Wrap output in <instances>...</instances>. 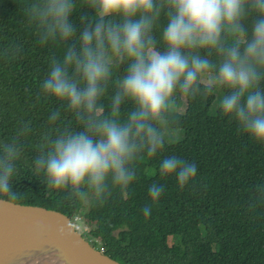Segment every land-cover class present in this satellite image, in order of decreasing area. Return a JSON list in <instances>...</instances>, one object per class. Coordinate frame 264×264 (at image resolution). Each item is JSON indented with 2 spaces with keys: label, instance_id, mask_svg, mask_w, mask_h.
Listing matches in <instances>:
<instances>
[{
  "label": "clouds",
  "instance_id": "clouds-1",
  "mask_svg": "<svg viewBox=\"0 0 264 264\" xmlns=\"http://www.w3.org/2000/svg\"><path fill=\"white\" fill-rule=\"evenodd\" d=\"M80 7L91 11L80 16V26L71 19L76 0H31L25 7L41 45H67L62 58L50 57L40 95L54 98L80 125L41 138L32 167L49 195L102 201L111 189L126 191L136 178L134 161L164 148L161 126L174 96L195 97L205 73L214 74L223 93L221 118L264 146V0H80ZM161 16L167 23L157 40ZM213 53L218 60L210 58ZM114 62L125 72L105 113L100 101ZM123 105H130L124 120ZM60 115L57 109L49 119ZM28 132L25 124L11 140L0 141V198H17L13 177L23 152L20 137ZM197 173L194 162L176 155L159 164L160 178L174 176L181 190ZM164 190V184L150 185L151 203L141 209L145 218Z\"/></svg>",
  "mask_w": 264,
  "mask_h": 264
},
{
  "label": "trees",
  "instance_id": "trees-1",
  "mask_svg": "<svg viewBox=\"0 0 264 264\" xmlns=\"http://www.w3.org/2000/svg\"><path fill=\"white\" fill-rule=\"evenodd\" d=\"M30 2L0 0V141L11 140L25 124L29 127L20 137L23 152L13 177L17 198L0 199L54 210L71 219L78 216L89 240L120 264H264V146L254 145L237 132L235 123L221 118L223 93L212 73L202 76L195 97L174 96L161 126L164 148L154 157L141 154L134 161L136 178L126 191L111 189L102 201L48 194L42 176L37 178L32 167L41 138L66 127L80 130V125L58 101L40 95L50 57L62 58L67 45L39 43L25 13ZM76 3L71 19L80 26V16L91 11L82 9L80 0ZM166 23L161 16L157 40ZM210 58L219 59L215 53ZM124 72L125 67L114 62L112 81L100 101L105 113ZM209 87L213 91L205 92ZM57 109L60 118L52 122L49 117ZM129 110L130 105L122 106V120ZM170 155L197 165V177L183 190L174 176L166 180L159 176L160 161ZM157 182L165 190L145 218L141 209L151 203L148 189Z\"/></svg>",
  "mask_w": 264,
  "mask_h": 264
},
{
  "label": "water",
  "instance_id": "water-1",
  "mask_svg": "<svg viewBox=\"0 0 264 264\" xmlns=\"http://www.w3.org/2000/svg\"><path fill=\"white\" fill-rule=\"evenodd\" d=\"M21 244L69 264H120L94 249L74 229L69 217L0 199V257Z\"/></svg>",
  "mask_w": 264,
  "mask_h": 264
},
{
  "label": "bare ground",
  "instance_id": "bare-ground-1",
  "mask_svg": "<svg viewBox=\"0 0 264 264\" xmlns=\"http://www.w3.org/2000/svg\"><path fill=\"white\" fill-rule=\"evenodd\" d=\"M24 244L8 250L1 256V264H69L58 260L53 254L40 253L35 248Z\"/></svg>",
  "mask_w": 264,
  "mask_h": 264
},
{
  "label": "built area",
  "instance_id": "built-area-1",
  "mask_svg": "<svg viewBox=\"0 0 264 264\" xmlns=\"http://www.w3.org/2000/svg\"><path fill=\"white\" fill-rule=\"evenodd\" d=\"M70 219V222H71V225L74 227V229L76 230V227H75V224H77V223H79V217L78 216H75V217H73L72 219L71 218H69ZM77 231V230H76ZM81 233H80V235L86 240V238L85 237H87V233H86V228H84V227H82L81 228ZM88 238V237H87ZM87 241V240H86ZM87 242H89V241H87Z\"/></svg>",
  "mask_w": 264,
  "mask_h": 264
},
{
  "label": "rangeland",
  "instance_id": "rangeland-1",
  "mask_svg": "<svg viewBox=\"0 0 264 264\" xmlns=\"http://www.w3.org/2000/svg\"><path fill=\"white\" fill-rule=\"evenodd\" d=\"M180 139V138H179ZM175 141H178V139L177 140H175ZM75 227H76V230L79 232V233H81L82 231H81V227H82V225H81V223H77V224H75ZM82 234V233H81ZM86 238V240L87 241H89V244L94 248V249H96V250H99L100 249V245L98 244V243H95V242H91L90 240H89V238H87V237H85Z\"/></svg>",
  "mask_w": 264,
  "mask_h": 264
}]
</instances>
